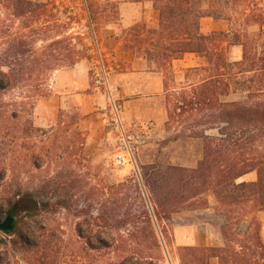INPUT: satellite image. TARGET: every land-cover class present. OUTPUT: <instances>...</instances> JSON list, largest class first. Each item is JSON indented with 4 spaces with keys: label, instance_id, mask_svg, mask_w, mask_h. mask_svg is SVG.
<instances>
[{
    "label": "rangeland",
    "instance_id": "374dc122",
    "mask_svg": "<svg viewBox=\"0 0 264 264\" xmlns=\"http://www.w3.org/2000/svg\"><path fill=\"white\" fill-rule=\"evenodd\" d=\"M32 1L56 4L50 18L52 22L58 19L59 24H65L70 22L67 17L72 13L78 15L79 23L73 24L74 29L53 27L47 34L36 36L35 45L39 58L46 60L51 55L50 64L57 68L69 64V51L74 48L75 64L58 71L46 70L43 74H36L31 87L22 85L12 90H0L2 219L12 209L10 203L24 194L32 193L39 202L49 203L44 217L68 245V264H113L119 256L138 253L153 257L159 264H201L205 260L202 256L208 252L203 248L177 247L173 235L176 225L192 222V216L208 206L206 196L213 194L216 197L213 190L196 195V188L203 186L199 183L200 179L193 178L190 172L204 155V141L191 137V125L201 116L204 118L206 113L194 117L188 114L186 120L170 117L172 104L181 88L189 81L197 82L200 73L175 68L173 63L172 68L163 75L164 82L168 83V93L152 99L126 97L111 80L114 71H126V67L120 66L115 55L107 49V40L112 32L110 28H118L120 15L117 4L106 0ZM5 2L0 0L1 18L5 25L12 27L13 37L9 39L5 35L1 41L0 58L3 60H6L10 40L18 37L19 32L27 41L30 40L28 30L21 28L20 22L10 15ZM88 7L93 15L95 33L92 32L93 28L87 27L90 25ZM250 10L248 19L256 14L253 7ZM230 14L236 20L244 18V15L238 17ZM128 30L118 28L117 40L122 41V47L124 33ZM75 32H80L86 39L84 42L89 46L90 59L82 57V50L77 47L78 41L73 42L72 46L67 41ZM94 40L102 54L108 56L106 66L110 82L123 106L126 121L153 123L151 136L140 152L137 172L116 164V149L108 133L95 136V146H88L89 136L79 129V123L86 114L73 103L62 105L48 127L40 128L35 123L33 104L36 106L39 99L63 93H78L86 98L88 94L98 93L94 89L91 70L90 45ZM54 42L59 44L53 45ZM260 43L264 47V36ZM235 55V51H230V60L234 61ZM8 62L13 63V58L10 57ZM63 71H71L68 77L71 84L67 79L59 78V72ZM39 94L42 96L35 100ZM245 99L246 95L243 94L221 97L222 102ZM207 127L200 126L199 130L205 131ZM211 134L210 131L206 133ZM60 200H65L67 205H58ZM149 217L160 246L158 249L153 246ZM24 222L28 225L31 223L30 219H24L17 213L16 228L24 225ZM79 227L93 244L97 245L98 237L110 244L121 245V249L87 248L83 257L77 259V246H85L87 242L79 236ZM225 233L230 241H237L230 230ZM8 248L11 252L8 261L25 264L23 257L12 249L11 243ZM4 249L5 246L0 244V251Z\"/></svg>",
    "mask_w": 264,
    "mask_h": 264
},
{
    "label": "trees",
    "instance_id": "16d2710c",
    "mask_svg": "<svg viewBox=\"0 0 264 264\" xmlns=\"http://www.w3.org/2000/svg\"><path fill=\"white\" fill-rule=\"evenodd\" d=\"M5 7L10 15L18 20L21 28L28 30L29 41L22 32L10 40L6 50V60L0 58V90H12L19 86L31 87L36 74L46 70L58 71L75 64L74 48L69 51V64L60 68L53 67L51 57L40 59L36 49V36L47 34L54 27L67 26L74 29L79 23L75 13L68 16L70 22L59 24V20H50L56 4L50 2H34L32 0H5ZM155 6L160 11V22L157 27H149L138 23L124 33L123 49L131 50L136 58L145 60L151 71L162 73L172 68L174 61L180 60L187 53H196L203 59V65L188 71L200 73L197 82L189 81L181 88L175 99L170 117L176 116L186 120V115L201 116L191 125V137L204 141V155L191 176L199 178L203 187L196 188V195L205 190H213L222 211L231 221L254 215L264 210V47L261 45L264 33V16L260 12L258 0H158ZM250 7L256 10L248 19L246 13ZM246 8H248L246 10ZM90 25L87 27L95 33L94 19L91 9L87 8ZM230 13L238 15L233 17ZM205 17L215 20H226L232 25L228 32L205 33L201 29V21ZM239 23V24H238ZM258 24L260 36L253 38L242 26ZM238 26V28H237ZM12 27L5 25L0 12V45L5 35L10 39ZM242 33V34H241ZM18 34V33H17ZM16 34V36H17ZM15 35V34H14ZM83 34L73 33L67 41L70 45L77 42L82 50V57L90 59L89 46L85 44ZM59 42H54L57 45ZM243 47L241 61H231L228 57L229 46ZM13 58V63L8 62ZM8 58V59H7ZM165 92H169L167 81ZM246 95L245 100L222 102L221 97L230 95ZM42 96L39 94L35 100ZM30 98V97H28ZM35 107V104H33ZM23 109V107H21ZM208 125L205 131L199 127ZM210 131L211 135H206ZM251 172L257 173V181L253 183L239 182V179ZM199 191V192H198ZM11 204V208L30 219V225L20 224L13 234L0 233V244L5 249L0 251V264H12L8 261L12 249L23 257L25 264H68L69 247L44 217L49 203H42L32 193L20 196ZM58 205H67L60 200ZM161 205V204H160ZM158 218V214H154ZM45 219V220H44ZM255 225V244L262 250L264 246L259 238V224L253 217ZM25 221V220H24ZM151 230L152 221L149 217ZM81 238L87 236L81 227L78 228ZM153 246L159 248L153 231ZM224 234L225 231H224ZM227 236V235H226ZM97 245L87 240L85 246H77V259L82 258L87 248L92 250L121 249V245L110 244L96 237ZM208 254L202 256L201 264H208L211 255L221 258L222 264L230 259L216 249H203ZM16 257V256H15ZM234 263L264 264L253 262L247 258L233 256ZM17 264L18 261L16 262ZM80 263V262H77ZM113 264H159L153 257L145 253L119 256Z\"/></svg>",
    "mask_w": 264,
    "mask_h": 264
},
{
    "label": "crops",
    "instance_id": "0c3cea01",
    "mask_svg": "<svg viewBox=\"0 0 264 264\" xmlns=\"http://www.w3.org/2000/svg\"><path fill=\"white\" fill-rule=\"evenodd\" d=\"M118 6L120 19L117 27L130 29L138 23H143L149 27H157L160 22V11L155 6L158 0H106ZM260 12L264 16V0H258ZM248 9L246 16L250 15ZM118 28L111 27V34L107 40V49L115 55L120 66H125V70H116L112 74V83L120 87V92L126 97L140 99H152L165 92L164 77L162 73L150 70L148 63L136 58L131 50L122 48V41L117 40ZM243 32L246 31L250 37L258 38L261 33L258 24L242 26ZM201 29L205 33L228 32L232 30V25L226 20H215L205 17L201 21ZM264 33V30H263ZM230 51H235L234 61L243 58V47L240 45L229 46ZM230 59V57H229ZM232 61V60H231ZM203 65V59L196 53H187L180 60L174 61V67L180 69H194ZM71 76V71L59 72L60 79H67ZM71 84V81L68 82ZM105 97L102 94L94 93L86 95L75 93L73 95L63 93L58 96L39 99L35 106V123L38 127H48L49 122L55 120L60 107L77 105L86 117L79 123V129L86 132L89 136V147L96 144L95 136L107 134L103 124L102 110L105 107ZM128 102H125L127 104ZM96 141V142H95ZM257 173L251 172L239 179V182L253 183L257 181ZM208 206L202 211H197L190 223H180L175 226L173 240L177 247L216 249L223 253L228 259V264H251L234 263L233 256L247 258L253 262H264L262 250L254 244L255 225L254 219L259 224V238L264 246V210L257 211L249 217L231 221L224 212H220L218 199L212 194L208 196ZM230 230L237 241H230L224 231ZM208 264H222V260L217 255L209 257Z\"/></svg>",
    "mask_w": 264,
    "mask_h": 264
},
{
    "label": "built area",
    "instance_id": "2783aa9c",
    "mask_svg": "<svg viewBox=\"0 0 264 264\" xmlns=\"http://www.w3.org/2000/svg\"><path fill=\"white\" fill-rule=\"evenodd\" d=\"M90 54L94 89L106 100L101 113L105 129L116 149L115 162L119 166L129 167L137 172L140 152L151 136L153 123L126 121L123 106L110 82V74L106 66L108 56L102 54L96 40L90 45Z\"/></svg>",
    "mask_w": 264,
    "mask_h": 264
},
{
    "label": "water",
    "instance_id": "95a60500",
    "mask_svg": "<svg viewBox=\"0 0 264 264\" xmlns=\"http://www.w3.org/2000/svg\"><path fill=\"white\" fill-rule=\"evenodd\" d=\"M2 212H0V232L10 235L13 234L17 226V212L14 209H11L2 219Z\"/></svg>",
    "mask_w": 264,
    "mask_h": 264
}]
</instances>
